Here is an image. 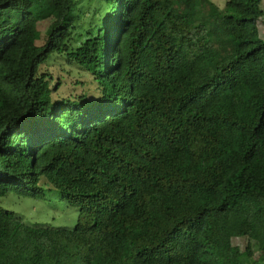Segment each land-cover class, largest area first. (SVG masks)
<instances>
[{
  "label": "trees",
  "instance_id": "1",
  "mask_svg": "<svg viewBox=\"0 0 264 264\" xmlns=\"http://www.w3.org/2000/svg\"><path fill=\"white\" fill-rule=\"evenodd\" d=\"M261 20L263 0H0V198L79 208L66 229L0 205V264H264Z\"/></svg>",
  "mask_w": 264,
  "mask_h": 264
},
{
  "label": "rangeland",
  "instance_id": "2",
  "mask_svg": "<svg viewBox=\"0 0 264 264\" xmlns=\"http://www.w3.org/2000/svg\"><path fill=\"white\" fill-rule=\"evenodd\" d=\"M220 8H224L226 0H213ZM264 7V0H263ZM264 31V23L260 21ZM64 66L62 59L58 60ZM0 205L12 210L23 221L32 225L50 226L54 228L73 229L78 221L79 208L67 202L57 189L47 190L42 197H26L16 192H10L0 198ZM235 244L243 245L239 238L234 239Z\"/></svg>",
  "mask_w": 264,
  "mask_h": 264
}]
</instances>
